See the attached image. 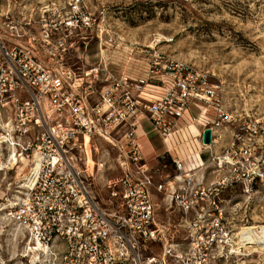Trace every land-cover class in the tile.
Instances as JSON below:
<instances>
[{"label":"built area","instance_id":"1","mask_svg":"<svg viewBox=\"0 0 264 264\" xmlns=\"http://www.w3.org/2000/svg\"><path fill=\"white\" fill-rule=\"evenodd\" d=\"M152 58L142 77L106 72L101 78L96 68L45 63L31 47H0V108L14 114L17 161L26 170L22 191L5 214L45 247L39 250L50 252V264H220L245 250L246 240L237 236L241 226L228 218L220 200L239 176L231 172L220 180V152L200 166L172 158L174 173L164 177L157 161L150 165L142 155L137 128L143 118L165 141L192 107L199 111L192 122L211 110L202 125L211 129V142L204 145H217L223 115L220 88L206 71L156 53ZM145 88L161 94L148 99ZM241 131L232 142L240 152L231 151L225 160L234 172L242 158L253 157ZM96 139L112 143L122 157L123 176L108 184L118 198L116 209L102 206L89 187L88 158L91 148L97 150ZM258 171L248 170L247 186L262 177ZM206 174L215 177L207 180ZM154 192L180 213L178 228L158 222Z\"/></svg>","mask_w":264,"mask_h":264},{"label":"rangeland","instance_id":"2","mask_svg":"<svg viewBox=\"0 0 264 264\" xmlns=\"http://www.w3.org/2000/svg\"><path fill=\"white\" fill-rule=\"evenodd\" d=\"M70 21L71 28L65 25ZM12 45L31 47L52 66L96 68L101 78L106 72L142 77L155 53L206 71L220 88V180L231 172L239 176L221 191V205L237 227H264V0H0V47ZM11 112L0 108V264H50V252L35 249L5 214L26 176L17 161ZM240 127L253 157L242 158L234 172L225 160L231 151L240 152L237 142L232 147ZM95 143L88 158L89 187L102 206L116 209L118 198L108 184L123 176L122 157L112 143ZM158 166V175L173 174L166 157ZM248 170L262 174L251 186L245 184ZM153 198L158 222L178 228L180 213L162 194L154 192ZM250 245L220 264H264V248Z\"/></svg>","mask_w":264,"mask_h":264},{"label":"crops","instance_id":"3","mask_svg":"<svg viewBox=\"0 0 264 264\" xmlns=\"http://www.w3.org/2000/svg\"><path fill=\"white\" fill-rule=\"evenodd\" d=\"M160 94L161 89L159 88H145L144 91V96L148 99L158 97ZM198 112V109L194 107L191 108V111L185 112L179 121L178 130L165 141L160 139L150 122L143 118L137 128V133L138 145L144 159L152 165L165 157L170 162L172 158H179L183 159L186 166L191 164L200 166L208 161L211 155L218 154L220 152L219 144L204 145L202 143L204 130L202 125L211 119L210 116L213 115V112L207 110V116H199L198 121L192 122V116L198 117ZM206 175L207 180L215 177L214 174Z\"/></svg>","mask_w":264,"mask_h":264},{"label":"bare ground","instance_id":"4","mask_svg":"<svg viewBox=\"0 0 264 264\" xmlns=\"http://www.w3.org/2000/svg\"><path fill=\"white\" fill-rule=\"evenodd\" d=\"M2 142H6V141H2ZM11 159L13 161H16V157H15L14 152H12V154H11ZM237 236L241 239V241L246 240L245 242H242V246L244 248H250L245 243H251V244H254V246H258L259 245L258 247L264 248V227L263 226H259V227H257V226L243 227V228H241V230L237 234ZM34 243L36 244L38 249L45 250V247H43L40 244V242H34Z\"/></svg>","mask_w":264,"mask_h":264},{"label":"water","instance_id":"5","mask_svg":"<svg viewBox=\"0 0 264 264\" xmlns=\"http://www.w3.org/2000/svg\"><path fill=\"white\" fill-rule=\"evenodd\" d=\"M210 142H211V129L205 128L202 132V143L210 144Z\"/></svg>","mask_w":264,"mask_h":264}]
</instances>
